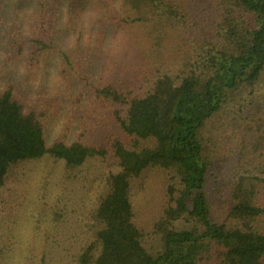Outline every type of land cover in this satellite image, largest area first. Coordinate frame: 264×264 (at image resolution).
I'll return each mask as SVG.
<instances>
[{"label": "trees", "instance_id": "16d2710c", "mask_svg": "<svg viewBox=\"0 0 264 264\" xmlns=\"http://www.w3.org/2000/svg\"><path fill=\"white\" fill-rule=\"evenodd\" d=\"M66 1L54 39L62 1L14 4L41 9L30 33L0 9V201L29 163L53 160L76 181L99 162L110 171L70 264H264V0L105 1L117 31L98 42L88 89L38 75L75 71L68 24L90 2ZM65 112L76 137L49 144L47 123Z\"/></svg>", "mask_w": 264, "mask_h": 264}, {"label": "rangeland", "instance_id": "374dc122", "mask_svg": "<svg viewBox=\"0 0 264 264\" xmlns=\"http://www.w3.org/2000/svg\"><path fill=\"white\" fill-rule=\"evenodd\" d=\"M18 1L21 0H3L0 2V9L7 8L9 14L11 12L15 14L16 19L24 17V26L27 27L24 31L30 33L31 15L39 14L41 9L24 7L12 11ZM55 1L58 4L62 1L64 5L62 8L53 7L50 10L51 18L56 17L48 25L53 39L63 34L64 19L67 18V1ZM88 1L90 5L82 10L83 13L82 11L77 13L80 17L69 19L68 24L69 30L75 36L72 49L77 55L67 51L66 54L74 61L75 71L65 63L68 72L66 75L61 73L57 75L58 72L53 70L46 71V74L43 68L38 75H48L49 80L59 77L63 82H66L67 76L71 75L72 82H83V88H89L85 78L89 79L93 75L91 66L102 58V53L98 51V42L102 41L105 33L109 32L111 35L112 30L117 31L119 11L105 5L104 2L109 0H102L101 4L94 0ZM75 7L80 9L78 0L74 1ZM43 15L47 18L46 13ZM89 35L92 38L91 48L86 47L88 44L85 41ZM70 44L69 37L59 46L55 42L50 55L62 57L61 51L67 49ZM85 47L87 51L84 50ZM25 55L31 57L30 54ZM89 80L92 82L91 79ZM60 86L65 89L63 85ZM43 91L47 93L46 89ZM65 113L66 118H58L56 114V117H51L48 121L49 144H52L63 132L69 135L70 141L75 139L79 118L67 116L68 112ZM108 171L110 169L106 165L96 162L87 167L84 173H80L76 181L73 179L65 181L62 178L63 165L45 159L29 163L15 173L0 201V264H41L43 260L48 264H70V260L64 259L63 254L66 251L73 254L75 249L82 245V234L89 232L87 226L91 224L90 212L95 200V192L101 178ZM150 194L155 196L153 192ZM147 206L149 209V203ZM56 214H61L64 220L57 223Z\"/></svg>", "mask_w": 264, "mask_h": 264}]
</instances>
